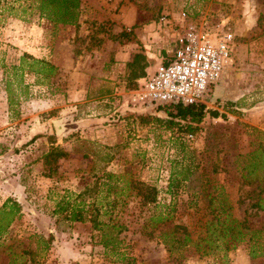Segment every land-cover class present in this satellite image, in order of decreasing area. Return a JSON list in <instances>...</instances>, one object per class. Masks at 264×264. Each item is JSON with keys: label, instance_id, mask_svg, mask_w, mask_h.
Instances as JSON below:
<instances>
[{"label": "rangeland", "instance_id": "374dc122", "mask_svg": "<svg viewBox=\"0 0 264 264\" xmlns=\"http://www.w3.org/2000/svg\"><path fill=\"white\" fill-rule=\"evenodd\" d=\"M38 1L0 0V59L17 62L26 52L57 67L47 81L24 74L26 95L11 111L0 67V206L8 198L20 205V216L0 236V264H264V246L254 258L246 243L226 249L219 228L214 235L206 230L205 216L210 193L211 216L224 201L231 217L245 220V231L259 230L264 241V213L252 206L264 195V0H84L75 25L53 24L40 15ZM182 18L210 27L227 23L235 34L230 64L203 97L206 109L218 114L207 113L191 134L164 128L154 117L166 114L134 103L132 93L140 77L155 71L156 56L171 46ZM128 41L143 58L119 72L121 92L92 95L79 107L70 94L78 85V55L89 44ZM53 146L67 156L47 175L43 155ZM189 160L199 191L188 189L191 176L182 181L180 174L170 187L178 164ZM104 169L123 175L115 206L126 224L118 235L120 257L103 248L90 222L53 214L60 195L78 193ZM136 179L156 187L155 204H140L130 186ZM165 205L173 211L164 226H143L147 209L169 210ZM172 224L186 225L207 245L170 255L159 231ZM50 235L40 250L38 237Z\"/></svg>", "mask_w": 264, "mask_h": 264}, {"label": "trees", "instance_id": "16d2710c", "mask_svg": "<svg viewBox=\"0 0 264 264\" xmlns=\"http://www.w3.org/2000/svg\"><path fill=\"white\" fill-rule=\"evenodd\" d=\"M38 2L40 15L53 22V24H76L79 12L78 0H39ZM140 57L143 58L138 53L134 54L132 61L128 65L132 66ZM0 67L3 69L4 91L6 92L10 111L14 109L19 99L23 95H26L28 84H24V74H32L36 77V82H41L42 80L47 81L51 79L57 73V67L54 64L26 52H23L18 57L17 62L5 63L0 59ZM153 107H156L157 111H163L166 114V118L154 117V120L160 123V125H163L166 129L172 130L176 128L179 132L189 134L198 129L199 124L207 113L213 116H217L218 114L217 111L206 109L205 104L201 102L193 104L170 103L154 105ZM139 118L142 121L150 119L144 116H140ZM65 156H67V153L58 146L51 147L43 155V164L48 167L49 171L47 175L56 171L57 159ZM192 162V160H189L186 165L178 164V173L170 176V187L177 181L175 176L180 174L182 181L189 180L191 176L187 188L193 189L194 192L199 191V183L195 179L198 175L197 168L193 166ZM121 176L123 175H118L105 169L102 170L100 174L93 175L95 178L93 183L78 191V193L67 191L65 194L60 195L55 202L53 211L54 215H61L68 222H90L93 229L99 232V243L102 244L104 249L110 250L117 256L123 254L118 249L120 242L118 235L126 227V224L121 222V214L115 209L120 193L117 184ZM130 186L135 189L134 196L138 197L141 205L155 204L157 196L155 186L139 179L130 180ZM261 192L264 191L261 190ZM170 193H172V190ZM72 196L73 199H71ZM206 200L208 205L205 209L207 219L206 230L210 232V235L216 234L215 229L219 228L220 233L218 236L225 238L226 249L246 243L249 255L252 258L263 254L264 241H259L256 237L259 230L245 231V229H248L246 221H239L231 217L228 206H226L224 201H222L218 209V214L211 216L213 209L211 207L212 197L210 193L206 194ZM252 206L258 210H262L264 213V195L258 197ZM152 207L156 210L157 205ZM150 208L147 209L148 215L144 218L143 226L150 224L152 228H156L157 225L161 224L164 226L169 221V211H173V207H170V205H165V208L169 209L166 211L158 209L151 212ZM0 215H2L0 217V236H2L6 233L11 222L20 216L19 203L11 198L6 199L0 206ZM262 230L264 232V229ZM159 232L169 254L176 253L177 257H182L183 249L188 245H193L195 250L199 251L206 244L202 245L201 242H207V238L198 237L196 240L193 239L191 232L187 230V226L182 224H172L166 228H160ZM52 238V235L47 239L39 236L38 241L42 244L40 250L48 247Z\"/></svg>", "mask_w": 264, "mask_h": 264}, {"label": "built area", "instance_id": "2783aa9c", "mask_svg": "<svg viewBox=\"0 0 264 264\" xmlns=\"http://www.w3.org/2000/svg\"><path fill=\"white\" fill-rule=\"evenodd\" d=\"M175 31L173 47L154 72L138 79L132 91L137 104L203 103L206 90L216 84L232 60L235 34L227 23L210 27L187 22Z\"/></svg>", "mask_w": 264, "mask_h": 264}, {"label": "crops", "instance_id": "0c3cea01", "mask_svg": "<svg viewBox=\"0 0 264 264\" xmlns=\"http://www.w3.org/2000/svg\"><path fill=\"white\" fill-rule=\"evenodd\" d=\"M81 1L83 2L84 0H78V7L82 6ZM79 22H81L80 19L78 20ZM123 22L125 25L129 24L128 18L124 19ZM185 23H187V20L182 18L179 25L182 26ZM117 27L121 28V25H117ZM142 29L143 26L138 27V30ZM173 45L174 43L171 42V46L166 50L163 49L161 51L162 55L159 58L156 56L155 59L160 61L162 56H166L167 50L171 49ZM134 46L135 44L130 41L109 44L102 42L95 46L89 44L88 47L84 48L83 53L78 55V85H73L74 87L70 90L73 99L78 98L79 107L83 99L92 97V95H111L121 92L119 86L115 85L120 82L119 72H125L126 65L132 61L131 58L137 52ZM97 82H104L106 85H101L96 90L95 85ZM106 86L110 89H105L107 88Z\"/></svg>", "mask_w": 264, "mask_h": 264}]
</instances>
